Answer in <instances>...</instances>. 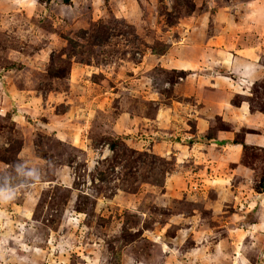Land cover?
Returning a JSON list of instances; mask_svg holds the SVG:
<instances>
[{
  "label": "rangeland",
  "instance_id": "rangeland-1",
  "mask_svg": "<svg viewBox=\"0 0 264 264\" xmlns=\"http://www.w3.org/2000/svg\"><path fill=\"white\" fill-rule=\"evenodd\" d=\"M22 2L0 0V264H264V0Z\"/></svg>",
  "mask_w": 264,
  "mask_h": 264
},
{
  "label": "crops",
  "instance_id": "crops-1",
  "mask_svg": "<svg viewBox=\"0 0 264 264\" xmlns=\"http://www.w3.org/2000/svg\"><path fill=\"white\" fill-rule=\"evenodd\" d=\"M14 3L16 2V1H18V4H20V5H23V4H21V3H23L22 1H24V0H12ZM27 0H25V2H26ZM31 3V2H30ZM30 3L28 4L29 6H31L30 5ZM29 6H24V8L25 7H29ZM182 63L183 64H185V66H187L188 67V64H187V62L184 60H182ZM260 66V65H259ZM243 73H244V78L245 77H247V75H248V69H247V67H245L244 68V70H243ZM245 106V104L243 103V104H241L240 105V107H238L240 110H241V112H243V107ZM245 108H246V106H245ZM246 110H247V108H246ZM243 114V113H242ZM249 113H248V110H247V114H246V116L248 115ZM240 119H241V117H240ZM243 142H245V143H249V144H251V145H253V146H263L264 145V136L263 135H250V134H245V135H243ZM233 145L232 146H234V147H238L239 145L241 146V143H239V142H237V143H232Z\"/></svg>",
  "mask_w": 264,
  "mask_h": 264
},
{
  "label": "trees",
  "instance_id": "trees-1",
  "mask_svg": "<svg viewBox=\"0 0 264 264\" xmlns=\"http://www.w3.org/2000/svg\"><path fill=\"white\" fill-rule=\"evenodd\" d=\"M70 0H63L64 3H68ZM243 145H244V142L242 141ZM245 146V145H244Z\"/></svg>",
  "mask_w": 264,
  "mask_h": 264
}]
</instances>
